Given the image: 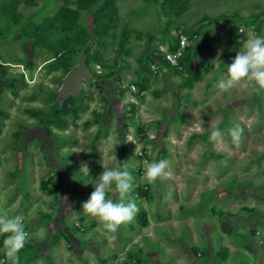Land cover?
<instances>
[{
  "label": "rangeland",
  "instance_id": "rangeland-1",
  "mask_svg": "<svg viewBox=\"0 0 264 264\" xmlns=\"http://www.w3.org/2000/svg\"><path fill=\"white\" fill-rule=\"evenodd\" d=\"M77 1L0 0V213L25 217L20 264H264V90L218 88L246 39L264 36V0H98L87 10ZM181 37L176 72L159 46ZM61 43L68 51L56 53ZM82 53L91 76L63 101L62 79ZM161 159L170 175L149 184L145 161ZM125 162L149 225L135 217L109 233L82 204L104 168Z\"/></svg>",
  "mask_w": 264,
  "mask_h": 264
},
{
  "label": "clouds",
  "instance_id": "clouds-1",
  "mask_svg": "<svg viewBox=\"0 0 264 264\" xmlns=\"http://www.w3.org/2000/svg\"><path fill=\"white\" fill-rule=\"evenodd\" d=\"M250 85L257 90H264V36L260 35H250L246 39L232 63L227 66L226 78L219 81L218 88L221 92H228L236 88L247 89ZM243 131L239 124L229 129L233 143L240 142ZM222 136L219 128L214 126L211 128L210 141L219 143ZM114 159H117L116 156ZM167 168V160L161 159L151 163L145 161L144 178L149 184L154 185L157 180L170 175ZM133 180L127 162L116 168H104L94 181V191L90 198L82 204L83 212L95 218L109 233H116L122 226L132 223L139 212L133 196ZM113 188L119 194L118 201L108 198V192ZM0 235L5 236L3 240L5 259L0 261V264H20L19 254L30 241L25 217L0 213Z\"/></svg>",
  "mask_w": 264,
  "mask_h": 264
},
{
  "label": "trees",
  "instance_id": "trees-1",
  "mask_svg": "<svg viewBox=\"0 0 264 264\" xmlns=\"http://www.w3.org/2000/svg\"><path fill=\"white\" fill-rule=\"evenodd\" d=\"M97 1L98 0H78L77 1V4H78V7H79V10H87V9H89V8H91L94 4H96L97 3ZM112 0H107V2H106V4H109L110 2H111ZM162 10H163V13H164V15L167 17V18H169L170 19V17L172 16V14L174 13V10H172V11H169V9L167 8V6H165V5H162ZM104 17V15L101 13V12H99V13H96V16H95V18H96V21H101L102 20V18ZM98 23V22H97ZM32 35H33V37H34V39H35V41L36 42H38L39 43V41H41V40H43L44 39V33L42 32V30L39 28V27H36V26H33L32 27ZM65 43H61V44H59V46L58 47H56V53L61 49V51H68V49L67 48H64L65 47ZM66 46H68V45H66ZM178 47H176V48H172L171 50L172 51H174V50H176ZM69 51H76V50H72V49H70ZM185 52V51H184ZM183 52V55H182V57L180 58V63H181V65H182V67H183V61H184V59H185V53ZM160 53V52H159ZM161 54V53H160ZM161 59H162V57H161ZM163 62V61H162ZM88 64H89V62H87ZM165 65H167L165 62H163ZM168 66V65H167ZM168 68L169 69H171V70H174V71H179V69L178 68H172V67H170V66H168ZM121 84H123V81L121 80ZM122 86V85H121ZM124 87V86H123ZM134 104L135 103H131V108H130V110L131 111H129L131 114L130 115H132V112H133V108L135 107L134 106ZM136 105V104H135ZM74 112V109H72L70 106H69V104H67V101H66V103H65V105L62 107V113L64 114V115H69V114H72ZM57 121H58V125L61 127V128H65V127H67L68 126V121L65 119V117H62V116H60V115H58V117H57ZM140 134H141V132H140ZM143 134H144V132L141 134V136H139V139L142 141V140H144L145 141V139H144V136H143ZM136 223L138 224V226H140V227H142V228H145V227H147L148 225H149V220H148V216H147V211L145 210V209H140L139 210V212L137 213V215H136Z\"/></svg>",
  "mask_w": 264,
  "mask_h": 264
},
{
  "label": "water",
  "instance_id": "water-1",
  "mask_svg": "<svg viewBox=\"0 0 264 264\" xmlns=\"http://www.w3.org/2000/svg\"><path fill=\"white\" fill-rule=\"evenodd\" d=\"M86 58V55L82 53L79 56L77 64L72 66L71 70L62 79L61 87L58 91L61 100L64 101L70 95H77L81 91V81L91 76Z\"/></svg>",
  "mask_w": 264,
  "mask_h": 264
},
{
  "label": "built area",
  "instance_id": "built-area-1",
  "mask_svg": "<svg viewBox=\"0 0 264 264\" xmlns=\"http://www.w3.org/2000/svg\"><path fill=\"white\" fill-rule=\"evenodd\" d=\"M187 40L184 37H181L180 39V45L178 48L174 51L169 50L164 45L159 46V52L161 53L162 61L165 62L168 66L172 68H178L179 70H182V65L180 63V58L183 55L184 49L187 47ZM153 72H157V69H154ZM129 88L132 91L136 90L135 85H130ZM139 156L144 155V151L140 149L137 151Z\"/></svg>",
  "mask_w": 264,
  "mask_h": 264
},
{
  "label": "crops",
  "instance_id": "crops-1",
  "mask_svg": "<svg viewBox=\"0 0 264 264\" xmlns=\"http://www.w3.org/2000/svg\"><path fill=\"white\" fill-rule=\"evenodd\" d=\"M229 228V227H228ZM226 235V237L228 238L229 237V232H224V233H222V235ZM224 244H223V246H225L227 249H229V254H228V257L229 256H231L232 254H231V252H230V250H232L231 249V247H232V245H230L231 243L229 242V240L227 241V240H224ZM228 260H229V258H228Z\"/></svg>",
  "mask_w": 264,
  "mask_h": 264
},
{
  "label": "flooded vegetation",
  "instance_id": "flooded-vegetation-1",
  "mask_svg": "<svg viewBox=\"0 0 264 264\" xmlns=\"http://www.w3.org/2000/svg\"><path fill=\"white\" fill-rule=\"evenodd\" d=\"M34 42H36V41H35V39H34ZM87 65L89 66V64H88V63H87ZM67 99H68V98H67ZM67 99H65V100H67Z\"/></svg>",
  "mask_w": 264,
  "mask_h": 264
}]
</instances>
